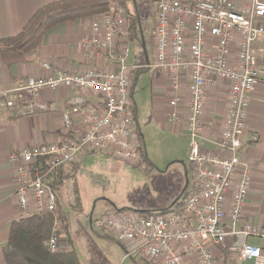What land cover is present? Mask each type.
Instances as JSON below:
<instances>
[{"label": "built area", "instance_id": "1", "mask_svg": "<svg viewBox=\"0 0 264 264\" xmlns=\"http://www.w3.org/2000/svg\"><path fill=\"white\" fill-rule=\"evenodd\" d=\"M155 6L154 62L145 69H159L170 75L174 91L188 83L190 101L186 122L189 140V177L177 209L165 214L130 213L119 218L101 217L92 225L111 234L125 252L124 258L146 264H214L213 251L226 248L239 261L264 264V229L243 220V208L251 186V169L246 150L258 141L246 132L251 94L259 71L254 45L264 41V2L261 0H153ZM91 26L86 46L101 50L115 60L112 69H87L73 73L51 68L45 77L27 78L0 91V101L20 114L46 113L39 99L43 90L68 89L70 107L62 115L65 137L23 149L12 157L16 162V197L20 218L33 214L54 215V226L45 248L61 251V221L55 212L57 196L48 177L57 170L83 163L92 153L121 157L144 168L142 146L132 103L129 74L138 68L125 64L127 48L111 55L115 39L125 38L127 11L114 5ZM218 81L228 84V106L217 153L203 148L200 138L206 90ZM94 95L97 105L86 97ZM175 107L177 100L170 103ZM76 118L81 133L73 131ZM170 121L175 114L169 115ZM34 204L33 212L30 203ZM229 212H226V207ZM232 243L226 246V239ZM256 239L259 245L248 242ZM129 243L130 249L124 244Z\"/></svg>", "mask_w": 264, "mask_h": 264}, {"label": "crops", "instance_id": "2", "mask_svg": "<svg viewBox=\"0 0 264 264\" xmlns=\"http://www.w3.org/2000/svg\"><path fill=\"white\" fill-rule=\"evenodd\" d=\"M57 1L60 0H0V40L18 35L42 6ZM261 1L264 2V0ZM96 20V18L89 17L76 22L57 25L46 35L35 51L24 57L4 58L0 55V91L12 88L18 82L27 78L47 76L49 71L43 68L44 64H48L54 69L73 73H82L87 69H112L115 66L114 59L106 57V54L99 49L86 46V40L91 36L92 23ZM140 30L143 36L139 41L129 38L128 29H126L125 38L121 40L117 37L115 39V49L111 55H117L120 52V47L125 45L128 50L125 64L129 68L137 64L135 63L137 62L135 56L129 59L131 46H133L134 51L139 50L143 53L146 65H151L154 62V35L147 39L141 24ZM149 39L151 45L148 43ZM148 44L153 47L151 59L147 54ZM254 49L257 56L259 77L250 98L246 132L248 135H256L258 141L246 150V161L251 169V186L243 208V220L264 229V41L255 44ZM128 61L129 63H127ZM137 68L131 73L134 77L131 82V92L139 143H143V137L138 126L137 108L135 102H133V94L137 75L148 70L150 73L153 116L156 118L157 123L161 124L162 129L182 138L181 140L186 142L182 144L186 146L183 151L187 156L189 140L186 136V122L190 101L187 81L183 82L181 89L174 91L168 72L159 69ZM228 90L229 86L224 81H218L214 87L206 90L200 138L203 148L212 154H216L218 151L215 144L219 142L224 129L228 106ZM72 96L73 93L68 89L43 90L39 94V99L47 104L48 111L32 116H22L19 108L20 103L22 101L28 102L30 97L24 96L13 109L6 108L3 102L0 101V264H5L2 247L7 240L9 227L14 221L20 219V208L15 194L17 187L16 162L12 161V157L25 148L44 143H56L65 137L62 127V115L69 109ZM86 99L90 105L99 103V99L94 95H88ZM174 99L177 100V104L175 107H170L169 103ZM172 113L175 114V119L170 121L169 115ZM73 131L81 133L76 118H73ZM142 149L144 150L143 147ZM144 154L146 156L145 150ZM90 156L92 154H89L85 160ZM147 162H149L148 159ZM75 166L62 168L61 171L55 173L60 172L65 177L71 175L69 178H75L81 170L82 163L76 168ZM51 176L48 177L49 183ZM188 177L189 173L188 176L184 173V188ZM68 179H65L63 183ZM57 189H53L54 192ZM56 196L57 209L62 214L57 193ZM30 207L33 212L34 204L32 202ZM226 212H229L228 206ZM130 213L128 212V214ZM126 214L125 210L119 209H114L111 213L112 216L116 215L117 218ZM91 220H89V224ZM67 231L68 236L64 235L62 238L65 244L61 249L62 252L70 247L69 243L66 244L69 238L68 227ZM101 234L105 238L111 239L112 237V240H114L113 236L107 237L106 234ZM226 242L230 245L232 239L227 238ZM248 242L255 245L260 244L256 239H249ZM212 255L214 264H250L246 261H239L226 248H216ZM187 261L189 264H195L194 257L187 258Z\"/></svg>", "mask_w": 264, "mask_h": 264}, {"label": "rangeland", "instance_id": "3", "mask_svg": "<svg viewBox=\"0 0 264 264\" xmlns=\"http://www.w3.org/2000/svg\"><path fill=\"white\" fill-rule=\"evenodd\" d=\"M109 4L110 7L116 4L123 5L130 13V18L139 15L145 37L147 39L153 37L155 24L153 0H111ZM109 10L110 8L105 13ZM100 15L93 18L99 19ZM128 25L126 17V29ZM148 43L150 44V39ZM149 44L147 54L151 59L153 47ZM138 51H134L131 46L129 59L135 56L137 61L135 62L137 64L130 67L131 69L146 66L143 53ZM133 78V74L130 73V83ZM149 78L148 70L137 75L133 94L138 126L143 137L141 146L143 145L149 162L146 161L142 168L121 157L92 153V156L83 161L77 176L66 180L54 192L59 196L61 212L69 229L70 246L82 264H146L134 257L124 258L125 252L122 247L112 240V237L111 239L103 237L102 232L96 230L92 222L110 216L114 209L125 210L127 213L163 210L178 199L184 188V166L188 162L183 151L186 146L182 143L186 142L162 129L161 124L157 123L153 116ZM57 213L56 210L55 215L58 217ZM90 219L93 221L91 220L89 224ZM62 231L63 223L59 231L63 238L65 234ZM62 238L60 245L64 247ZM66 244L68 245L67 241ZM226 245L229 246L227 242ZM124 246L130 249L131 245L126 243Z\"/></svg>", "mask_w": 264, "mask_h": 264}, {"label": "trees", "instance_id": "4", "mask_svg": "<svg viewBox=\"0 0 264 264\" xmlns=\"http://www.w3.org/2000/svg\"><path fill=\"white\" fill-rule=\"evenodd\" d=\"M110 1L60 0L42 6L18 35L0 40V55L4 58L24 57L35 51L46 35L57 25L99 16L108 10ZM129 16L130 13L127 11L129 38L139 41L141 36H143L140 30V16L134 15L133 18H129ZM142 151L143 162L145 163L147 159L143 149ZM79 165H76L75 168ZM58 171L61 170L59 169ZM185 173L188 176V173H190L189 167L185 168ZM70 176L65 177L60 172L55 173L51 176L50 186L55 190ZM183 195L184 190H182L179 198L182 199ZM178 206L179 203L173 201L163 210L145 213L165 214L170 210L175 211ZM57 212L58 219L63 223L62 232L68 236L65 218L58 209ZM139 213L145 214L144 212ZM54 220V215L43 213L33 214L27 218H20L14 221L9 227L7 240L2 247L5 264H82L71 246L57 254H50L46 250L44 244L52 234ZM67 241L70 244V238Z\"/></svg>", "mask_w": 264, "mask_h": 264}, {"label": "water", "instance_id": "5", "mask_svg": "<svg viewBox=\"0 0 264 264\" xmlns=\"http://www.w3.org/2000/svg\"><path fill=\"white\" fill-rule=\"evenodd\" d=\"M180 164H182V166H184V164L183 163H180ZM184 168H185V166H184ZM187 183H188V180L186 179V185H185V188H186V186H187ZM184 188V189H185ZM178 199H179V197H178ZM178 199H176L174 202H176ZM171 207V206H170Z\"/></svg>", "mask_w": 264, "mask_h": 264}]
</instances>
